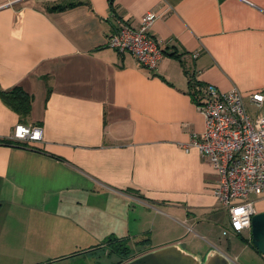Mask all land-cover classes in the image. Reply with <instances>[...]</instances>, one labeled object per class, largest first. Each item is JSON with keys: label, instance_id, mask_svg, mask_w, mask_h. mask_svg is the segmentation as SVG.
I'll use <instances>...</instances> for the list:
<instances>
[{"label": "crops", "instance_id": "crops-1", "mask_svg": "<svg viewBox=\"0 0 264 264\" xmlns=\"http://www.w3.org/2000/svg\"><path fill=\"white\" fill-rule=\"evenodd\" d=\"M149 12L164 49L155 70L108 45ZM206 85L264 93V0H0V91L32 96L24 120L0 97V264H117L121 243L238 264L212 239L235 234L219 174L182 147L205 129ZM19 124L41 139L4 144Z\"/></svg>", "mask_w": 264, "mask_h": 264}, {"label": "built area", "instance_id": "built-area-1", "mask_svg": "<svg viewBox=\"0 0 264 264\" xmlns=\"http://www.w3.org/2000/svg\"><path fill=\"white\" fill-rule=\"evenodd\" d=\"M157 19L156 13L149 12L136 24H122L108 45L133 55L148 70H155L164 56L163 46L150 32ZM198 101L205 129L182 147L187 152L196 148L219 174L214 194L228 213L232 231L238 235L251 232L256 215L254 199L264 195V114L253 115L248 106L263 108L264 93L245 97L236 87L221 92L215 85H206ZM41 136L40 128L19 124L12 140L36 142Z\"/></svg>", "mask_w": 264, "mask_h": 264}, {"label": "water", "instance_id": "water-1", "mask_svg": "<svg viewBox=\"0 0 264 264\" xmlns=\"http://www.w3.org/2000/svg\"><path fill=\"white\" fill-rule=\"evenodd\" d=\"M252 244L264 255V213H259L252 218ZM124 264H235L221 252L213 249L202 258L183 249L180 245L167 246L137 258Z\"/></svg>", "mask_w": 264, "mask_h": 264}, {"label": "trees", "instance_id": "trees-1", "mask_svg": "<svg viewBox=\"0 0 264 264\" xmlns=\"http://www.w3.org/2000/svg\"><path fill=\"white\" fill-rule=\"evenodd\" d=\"M67 7L68 6L65 4H58L50 7L49 10L51 11L63 10ZM0 97L5 105H7L9 108H11L15 113H17L20 116L21 120L28 118L32 108V96L29 95L22 87L17 86L7 91H0ZM198 102L199 101L197 100V103ZM3 142L4 144H17V143L19 144V142H15L13 140H5ZM246 241L247 240H245V242ZM149 242L150 239H147L146 243ZM248 243L257 251V249L253 246L251 241H249ZM139 244H143V243H139ZM116 251L118 255H120V261H118L117 264H124L125 262L134 259L138 256H141L145 253V251L142 249L132 250L122 243L117 246V250H115L114 252Z\"/></svg>", "mask_w": 264, "mask_h": 264}, {"label": "rangeland", "instance_id": "rangeland-1", "mask_svg": "<svg viewBox=\"0 0 264 264\" xmlns=\"http://www.w3.org/2000/svg\"><path fill=\"white\" fill-rule=\"evenodd\" d=\"M212 239L220 246L225 252L230 255H239V259H237L238 264H251L250 260L254 263L253 255L257 253L251 245H247V241L249 239L248 232L245 231L241 235L234 234L231 237H223L222 230H215L212 234ZM231 243V248H229V241ZM245 240H247L245 242ZM249 242V241H248ZM200 243V241H199ZM248 247V250H245L244 247ZM247 249V248H246ZM139 253V252H136ZM138 255V254H137Z\"/></svg>", "mask_w": 264, "mask_h": 264}]
</instances>
